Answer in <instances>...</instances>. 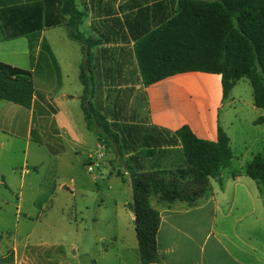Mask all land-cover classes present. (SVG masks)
<instances>
[{"label": "crops", "instance_id": "0c3cea01", "mask_svg": "<svg viewBox=\"0 0 264 264\" xmlns=\"http://www.w3.org/2000/svg\"><path fill=\"white\" fill-rule=\"evenodd\" d=\"M178 2L73 0L71 5L68 0H0V62L31 70L35 86L30 108L0 101V178L11 176L3 182L8 191L3 202L22 204L26 177L29 181L32 174L43 176L34 200L42 206L54 195L56 183L69 177L71 188L63 182L59 189L75 196V177L84 179L89 165L114 167V173L122 169L120 177L128 187L120 188V197L109 198L110 207L106 200L98 206L109 215V237L118 245L101 251L103 264H146L141 261L134 215L126 208L133 198L131 175L174 169L185 162L177 140L157 145L154 154L146 155L142 139L154 134V128L173 135L188 126L197 138L210 142L217 141L222 128L233 149L231 119L222 124L220 118L226 100L220 75L189 72L149 87L143 83L135 45L176 15ZM72 33L88 42H79ZM82 66L93 79V107L128 143L118 152L102 146L88 128L81 101ZM140 100L147 118L140 125L123 126L122 113L135 110ZM234 102L235 98L229 104ZM249 106L258 115L252 124L264 126V109L254 105V98ZM97 146L111 149L120 164L92 159ZM262 149L254 154L249 148L240 155L238 167L232 163L221 176L210 179L212 196L196 205L167 204L152 197L151 206L160 214L158 261L147 264H264V186L245 174L233 176L243 171L246 155L253 158L263 154ZM18 168L22 178L15 186L12 175ZM127 233L132 236L130 245L124 240Z\"/></svg>", "mask_w": 264, "mask_h": 264}, {"label": "trees", "instance_id": "16d2710c", "mask_svg": "<svg viewBox=\"0 0 264 264\" xmlns=\"http://www.w3.org/2000/svg\"><path fill=\"white\" fill-rule=\"evenodd\" d=\"M68 1L73 4V0ZM72 37L88 42L81 35L72 33ZM30 49L33 62L35 46L31 44ZM135 54L146 87L183 73L216 74L221 76L223 98L227 99L237 83L247 79L254 105L264 109V0H179L176 15L138 39ZM83 69L81 101L88 128L102 146L118 152L128 143L93 107V79ZM34 91L31 70L0 62V101L30 108ZM153 130L154 134L142 139L146 155L154 154L157 145H171L177 140L185 162L174 169L131 175L133 198L128 209L134 215L141 261L146 264L158 261L160 214L151 206V198L167 204L179 201L196 205L212 196L210 179L221 176L234 158L230 138L222 128L216 142L197 138L188 126L173 135ZM239 174L264 186V153L255 155L242 172L233 176Z\"/></svg>", "mask_w": 264, "mask_h": 264}, {"label": "rangeland", "instance_id": "374dc122", "mask_svg": "<svg viewBox=\"0 0 264 264\" xmlns=\"http://www.w3.org/2000/svg\"><path fill=\"white\" fill-rule=\"evenodd\" d=\"M37 81L39 83V73ZM233 98L235 102L231 105L229 103ZM251 102V85L247 79H242L225 100V109L220 114L222 124L229 117L232 122L230 134L233 138L232 153L235 159L233 158L232 163L235 168L249 148L253 149L254 154L262 152L264 148V126L259 125V122L252 124L253 120L258 119V115L250 108ZM135 105V110L122 113L123 126L130 122L140 125L147 118L144 102L140 100ZM23 150L24 148L20 149L19 154L22 155ZM108 151L97 146L93 154L94 157L102 154L103 160L110 159L112 164H120L115 153L111 149ZM252 156H245L244 167L253 159ZM95 161L98 162L97 159ZM113 168L99 165L93 167L84 179L75 177V196L67 189H59L63 182L71 188V177L58 181L54 195L50 200L44 201L42 206L34 202L43 179L42 174L30 175L29 181V177H26L22 204L3 202L4 195L8 193L3 182L10 175L7 173L5 178H0V264H62L63 260L72 264H93L92 261L95 260L98 264H103L105 261L101 251L118 245L117 241L109 237L112 231L107 218L109 215L106 216L105 208L98 206L101 200L108 202L110 197H120V188L128 187L126 180L120 177L122 169L118 170V175ZM12 177L17 180L15 186H19L21 169L18 168L17 174ZM15 188L16 193L21 192V189ZM108 205L110 207L111 202ZM100 237L106 238L99 242ZM131 239L130 233H127L124 239L126 245H130Z\"/></svg>", "mask_w": 264, "mask_h": 264}, {"label": "built area", "instance_id": "2783aa9c", "mask_svg": "<svg viewBox=\"0 0 264 264\" xmlns=\"http://www.w3.org/2000/svg\"><path fill=\"white\" fill-rule=\"evenodd\" d=\"M102 157H103L102 154H98L97 157H92V159H94V160H96V159H97V160H100ZM95 165H96V164H95ZM93 167H94V165H89V166H88V171L91 172V171L93 170V169H92Z\"/></svg>", "mask_w": 264, "mask_h": 264}]
</instances>
